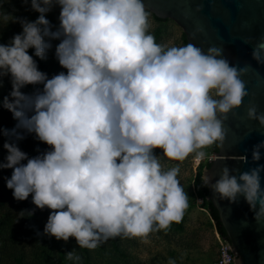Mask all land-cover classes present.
I'll return each mask as SVG.
<instances>
[{
	"label": "clouds",
	"instance_id": "1",
	"mask_svg": "<svg viewBox=\"0 0 264 264\" xmlns=\"http://www.w3.org/2000/svg\"><path fill=\"white\" fill-rule=\"evenodd\" d=\"M21 2L38 16L20 20L22 31L0 44V80L11 82L0 107L16 121L11 130L0 128V136L18 141L34 134L50 150L29 158L15 143L3 144L0 170L11 169L6 188L13 199L31 196L35 209L50 213L43 235L72 238L81 249L116 238L147 241L179 223L189 197L177 179L179 166L165 169L161 157L213 158L205 149L224 145L225 121L248 96L243 77L250 65L230 63L222 47L157 43L144 0ZM54 7L55 30L46 18ZM52 41H59L55 58L66 71L49 78L34 57L44 60ZM251 58L264 64V38ZM29 85L42 89L26 94ZM244 119L264 130V113L251 101ZM262 149L264 141L252 147L256 167L236 175L225 166L215 182L204 179L230 205L242 197L264 227ZM239 159L248 162L247 155ZM66 255L79 260L74 251Z\"/></svg>",
	"mask_w": 264,
	"mask_h": 264
},
{
	"label": "rangeland",
	"instance_id": "2",
	"mask_svg": "<svg viewBox=\"0 0 264 264\" xmlns=\"http://www.w3.org/2000/svg\"><path fill=\"white\" fill-rule=\"evenodd\" d=\"M38 14L33 12L30 4L21 0H0V44H8L15 34L22 29L20 20L35 21ZM59 8L54 7L46 18L55 30L58 25ZM150 28L157 43L165 47L184 46L182 33L172 21L165 19L156 21L149 15ZM52 48L46 53L42 61L48 71V77L66 71L62 69L55 58V47L59 41H52ZM33 54V50H29ZM37 63V62H36ZM36 86H26L22 91L30 94ZM11 91L10 78L5 76L0 80V99L9 95ZM208 156L214 158L210 148L205 149ZM155 155L162 156L160 150ZM212 158V159H213ZM212 159L196 160L194 154L183 162L170 161L161 157V164L165 169L179 166L177 179L188 194V208L179 223H172L166 231L153 232L147 241L140 239L116 238L107 241L95 250L81 249L74 239L67 242L58 241L66 251H74L72 259L75 264H206L216 258V241L214 226L209 218L203 198L197 194L199 189L197 180L202 181L204 164ZM9 176L0 177V264H16L21 259L25 264H57L58 256L55 251L43 244L39 234L35 233L24 217L20 201L13 199L11 190L6 188ZM202 200V203H199ZM33 207L34 219L42 231L49 216V210H37ZM46 261V262H45Z\"/></svg>",
	"mask_w": 264,
	"mask_h": 264
},
{
	"label": "water",
	"instance_id": "3",
	"mask_svg": "<svg viewBox=\"0 0 264 264\" xmlns=\"http://www.w3.org/2000/svg\"><path fill=\"white\" fill-rule=\"evenodd\" d=\"M144 4L156 21L168 19L179 27L185 44L204 50L222 47L230 63L250 65L243 77L248 96L236 115L229 114L225 121L226 139L222 147L215 145L214 158L203 169L202 191L210 218L220 239L227 241L234 264H264V227L257 225L242 197L230 205L216 197L204 179L208 175L215 182L225 166L235 170L236 175L257 166L251 161V151L255 144L264 141V130L244 117L250 101L259 113H264V64L251 58L253 45L264 38V0H144ZM246 39L251 43L245 44ZM242 155H247V163L239 159ZM259 164L264 165V149ZM261 186L264 187V172Z\"/></svg>",
	"mask_w": 264,
	"mask_h": 264
},
{
	"label": "trees",
	"instance_id": "4",
	"mask_svg": "<svg viewBox=\"0 0 264 264\" xmlns=\"http://www.w3.org/2000/svg\"><path fill=\"white\" fill-rule=\"evenodd\" d=\"M182 42L184 43L183 37H182ZM36 62H37L39 70L46 73L47 76H49L46 65L39 59H37ZM40 89H42V85H37L36 87L33 88V91L30 92V94H33L34 92ZM15 124H16V121L13 120L11 113L8 112L6 109H3L2 107H0V128L11 130L15 126ZM6 141L15 143L21 151L25 152L28 155L29 158L35 157L37 155H40L50 150L47 145L36 140L34 134H27L23 140H18V141L15 140L14 137L10 139L9 137L0 136V163L5 162L4 158L7 155L6 150L3 149V144ZM214 150H215V145L210 147V152L212 154H214ZM23 163H26V161H24ZM207 163L208 162L204 164V167H206ZM9 175L11 176V169L0 170V177L9 176ZM197 186L199 189V193L197 194V196H199V198H203L206 212L210 218L208 206L206 203V197L202 191V181L199 179L197 180ZM30 197L31 196H29V198ZM28 199L25 201H20V204H21L24 217L26 218L27 223L29 224L30 228L35 233L39 234L43 244H46L47 246L51 247L55 251V253L58 256L57 264H75L72 260L68 259L66 255L68 252L66 251L64 247H62V245L58 243V241L55 238L43 235V231L41 227L38 225V223L34 219L33 207L28 202ZM213 226H214V229L216 230L214 222H213ZM16 264H25V263H23L21 259H18ZM38 264H43V263L39 261Z\"/></svg>",
	"mask_w": 264,
	"mask_h": 264
},
{
	"label": "built area",
	"instance_id": "5",
	"mask_svg": "<svg viewBox=\"0 0 264 264\" xmlns=\"http://www.w3.org/2000/svg\"><path fill=\"white\" fill-rule=\"evenodd\" d=\"M202 203V200H199ZM214 237L216 241V258L206 264H234L233 254L230 250L227 241L221 240L216 230H214Z\"/></svg>",
	"mask_w": 264,
	"mask_h": 264
}]
</instances>
